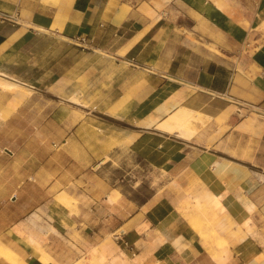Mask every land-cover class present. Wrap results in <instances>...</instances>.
I'll use <instances>...</instances> for the list:
<instances>
[{"label": "crops", "instance_id": "obj_1", "mask_svg": "<svg viewBox=\"0 0 264 264\" xmlns=\"http://www.w3.org/2000/svg\"><path fill=\"white\" fill-rule=\"evenodd\" d=\"M184 1L208 13L213 30L192 31L199 36L192 38L169 18L153 15L180 11ZM263 20L264 0H0L1 78L35 91L45 73L28 81L27 72L41 69L37 56L53 45L67 65L60 72L52 67V77L70 76L71 50L77 62L94 56L126 68L122 117L108 114L119 122L118 141L172 177L176 188L195 193L186 205L188 195L162 194L159 181V190L137 203L120 187L105 195L99 186L89 194L90 209L83 207L87 216L78 218L83 241L73 243L71 229L69 245L49 247L46 256L16 232L6 230L5 243L26 264H70L111 231L122 238L113 246L118 264H264V34L256 29ZM78 36L86 38L83 45ZM26 98L20 88L0 86V115L2 104L15 110ZM180 108L208 117L195 123L191 137L158 127ZM215 196L224 207L210 201ZM199 206L211 220L207 227L234 243L212 250L201 243L188 215ZM0 264L10 263L0 257Z\"/></svg>", "mask_w": 264, "mask_h": 264}, {"label": "rangeland", "instance_id": "obj_2", "mask_svg": "<svg viewBox=\"0 0 264 264\" xmlns=\"http://www.w3.org/2000/svg\"><path fill=\"white\" fill-rule=\"evenodd\" d=\"M153 2L163 5L169 0ZM184 2L180 11L153 15L169 18L183 32L190 29L205 35L213 23L208 13L197 11L195 5L187 7L190 3ZM256 29L264 34V20ZM194 32V37H199ZM69 53V77L50 75L52 67L60 72L67 65L60 59V47L53 45L37 56L41 69L27 72L28 81L45 73L37 79L35 91L25 89L27 98L15 110L1 105L0 241L10 240L6 230L13 235L16 232L43 255H47L49 247H67L66 233L71 229L73 243L82 240L77 231L80 226L77 222L82 219L78 218L83 213L87 216L83 207L90 209L89 194L99 186L105 195L111 188L120 187L137 203L158 191L159 181L162 194L177 190L188 195L184 199L186 205H191L195 196L189 188H176L170 183L172 177L160 174L132 153L127 142L118 141L119 122L108 114L122 117L120 108L125 104L126 86L121 84L127 75L126 68H115L107 60L94 56H86L78 63L77 52ZM69 93L73 94L67 96ZM105 157L109 159L101 162ZM192 210L194 213L188 215L194 217L189 220L204 246L212 250L217 243L226 248L234 243L229 237L218 242L210 234L205 236L204 231L211 223L207 210L203 206ZM65 216L71 218L67 223L57 219ZM105 222L115 226L111 219ZM115 234L108 232L105 240L94 247L86 245L85 253L77 255L70 264H118L113 254ZM31 235L36 237L35 241ZM71 246L78 250L74 244Z\"/></svg>", "mask_w": 264, "mask_h": 264}, {"label": "bare ground", "instance_id": "obj_3", "mask_svg": "<svg viewBox=\"0 0 264 264\" xmlns=\"http://www.w3.org/2000/svg\"><path fill=\"white\" fill-rule=\"evenodd\" d=\"M31 27H32V25H31ZM185 32H186L187 35H189V36L194 38L193 32L190 29H185ZM25 36H27V35H25ZM21 38H20V41L22 40ZM199 40L204 42L210 48L214 49V44L211 41H208V40H206L204 38H200ZM13 45H15V44H13ZM0 86H2L3 88H8V89L20 88V90L23 92V94L25 93V89H29L28 87H25L24 85H20L19 83L15 82V81H12V80H9V79H5V78H1V77H0ZM252 118H254V117H252ZM207 119H208V117L204 116L199 111H195V110L188 109V108H180L177 111L171 113L168 116L167 119H165L162 123H160L158 125V127L162 128V129H168V130H170L172 132H174V130H178L180 132V134H182L184 136H187V137H191L196 132L195 123H197V122L204 123V121L207 120ZM248 124H249V122H248ZM246 125H247V123H246ZM251 125H252V123H251ZM252 129H254V128H252ZM108 159H109L108 157H105V158H103L101 160V162H105ZM107 198H108V200H112L113 197L111 195H109V196H107ZM211 200L215 204H217L218 206L224 207L223 203L221 202V200L218 197L215 196L212 199H210V201ZM248 208H250V207H248ZM181 210L183 211V209H180V211ZM205 231H206L205 234H204L205 236L206 235L208 236L210 234L211 237L214 240H217L218 242L219 241L223 242V239L215 234V232L212 229V227H208V229L205 230ZM30 237H31L32 240H34V241L36 240V237L34 235H31ZM217 244L219 246L220 243H217ZM0 257L5 259L10 264H26L25 261L17 254V252L14 249L11 248L9 245H7L3 241H0ZM50 259H52V257ZM58 264H60V263L58 262ZM75 264H77V263H75ZM92 264H94V263L92 262Z\"/></svg>", "mask_w": 264, "mask_h": 264}, {"label": "built area", "instance_id": "obj_4", "mask_svg": "<svg viewBox=\"0 0 264 264\" xmlns=\"http://www.w3.org/2000/svg\"><path fill=\"white\" fill-rule=\"evenodd\" d=\"M75 39L77 41L76 43L79 44V45H83V43L86 41V38L85 37H81V36H78ZM115 238L117 240H121L122 239L119 234H115Z\"/></svg>", "mask_w": 264, "mask_h": 264}]
</instances>
